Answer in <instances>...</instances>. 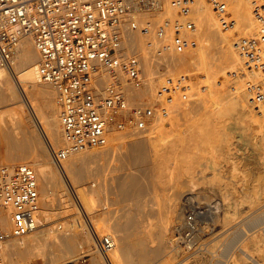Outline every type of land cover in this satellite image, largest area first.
<instances>
[{"label": "built area", "instance_id": "1", "mask_svg": "<svg viewBox=\"0 0 264 264\" xmlns=\"http://www.w3.org/2000/svg\"><path fill=\"white\" fill-rule=\"evenodd\" d=\"M171 3L183 17H164L155 22L153 19L165 10L164 0H0V68L14 73L21 42L32 37L39 53L37 80L53 86L60 105L65 142L55 148L47 141L52 158L62 169L68 194L77 209L73 219L89 230L97 251L106 258L115 248V241L96 228L93 214L63 165L86 146L107 145L114 132L148 133L154 120L174 103L188 82L186 74L158 85L154 95L129 98L127 86L144 90L146 78L141 57L127 51L124 45L127 24L133 31L155 36L157 45L149 46L157 55L195 48L196 23L190 17L194 0ZM209 3L222 27H231L234 20L227 14L228 0ZM252 5L256 33L239 41L237 49L249 73L244 81L249 102L259 109L264 107V0H253ZM144 12L150 16L141 23L138 17ZM256 70L261 73L259 78L253 75ZM20 91L25 97L21 83ZM41 210L36 170L26 163L0 165V213L10 220L9 228L0 221V264H4V243L35 232ZM199 214V207L191 210L180 227L177 244L188 250L199 246ZM89 257L85 255L68 264H84Z\"/></svg>", "mask_w": 264, "mask_h": 264}, {"label": "bare ground", "instance_id": "2", "mask_svg": "<svg viewBox=\"0 0 264 264\" xmlns=\"http://www.w3.org/2000/svg\"><path fill=\"white\" fill-rule=\"evenodd\" d=\"M206 1L210 10V13H208L209 17L210 18L212 17L211 19H215L217 17V20L220 23L219 17L213 11L209 3V0ZM229 1L230 0H228V2ZM252 1L253 0H231V2H229L231 3V7L229 11L231 16L230 18L234 20V23L232 25V28L229 27L225 29L224 27H222L223 29L220 31L223 35H227V33L232 32V30L235 29L239 24H242L246 20L250 19L249 9L251 6H253ZM164 5H165L164 7L165 10L163 13L170 14L171 16L179 15L178 10L172 6L171 0H164ZM200 5L201 4H199L198 0H195V4L191 6L190 11L197 12V10H199L202 7ZM163 13H160L158 15L159 18L155 19V22H158L162 19L161 14ZM148 15H149L148 13L144 12L143 14H141V16L138 17V20L142 23L145 20H147ZM192 18L196 22L195 33H198L199 30L202 29V27L200 26L199 20L195 19L196 17H192ZM219 25L222 26L221 24ZM208 38L210 37L203 35L204 40L205 39L207 40ZM150 43L157 45L155 36L143 34L141 31H133L126 24L125 41H124L125 48L127 49V51H131L133 53H134L133 50L135 51L137 50V53L142 60V71L146 78V86L144 90H136L131 85L127 86L128 87L127 93L131 100L136 99V97H140L142 94H144L142 93L143 91H147L146 93L152 92L153 80L157 78L158 74L159 75L161 74L160 77H162L163 80L162 75H166V73H171L172 71L171 68L176 60L175 58L176 50L167 52L163 55H157L154 51V48L149 46ZM200 50L205 52V54L201 55L200 57H197L199 58L200 63L202 64L208 63L206 61V58L208 57V54L206 53H208V51L204 49V45L200 47ZM181 61L183 60L181 59ZM38 62H39V53L34 46L33 39L32 37H26L21 42V45L19 47L14 73L9 71L8 69L0 68V144L3 150L2 154L0 155L1 157L0 162L6 164L5 166H9V167L16 166L17 164H19V162L21 163L25 162L26 164L31 165L38 174L39 182L41 183L40 193L42 198L41 222L39 228L34 233H31L20 239H14V242H12L13 240H10L4 243L3 252H2L4 264H17L19 259L22 258H29L32 260L47 259L46 261L47 264H51L52 262H53L52 264L54 263L67 264L70 262H74L78 258L85 255L92 256L90 258V264H102V263L150 264V261L156 257L163 255L164 256L170 255V257L166 259V261H168L166 263L168 264L170 262L171 264L172 260H175L177 255L174 256L173 254L171 256L170 252L172 249L170 250L168 249L170 247L169 245H171L170 244L171 239L169 237H168L169 239H167V236L169 233L168 230L170 226L172 213H176L180 211L181 208L180 203L178 201L175 200L168 203L164 208H161L159 211L160 213L157 221L158 226H156L157 230L154 231V235L157 237L155 241L158 240L157 245H154L152 247L149 246V240L146 237H140L139 239L136 240L135 244H132L130 242V237L139 231V228L137 226L138 221H140L139 213L141 212V210H143L142 208H144L143 204L145 203L143 200L146 199V198L144 199V197L150 194L149 193L151 188L149 182L150 171L148 166L149 161L151 159V155L149 154L150 149L154 148L157 151L163 150L166 153V156L171 157L173 155L172 154L173 152L178 153L177 150H179L178 149L180 145L179 142L184 141L183 140L184 138L182 139L181 137L183 135L180 136L179 134H174L172 132L165 133L160 129V127H158V124H160L162 121L163 114H161L154 120L153 127L150 129L147 135H145V133L136 130L129 132L128 134H121L117 132L111 134L110 142L117 139L120 135L124 137H126L127 135L129 136L135 135V136L131 138L129 145L130 148L124 151V152H128L129 150V153L126 155V160L122 157V159L130 165L129 167H131L132 171L130 170V173L123 176L118 184L119 196L121 197V199L128 201L129 204L122 209L111 212L110 216L100 214L101 218L100 217L96 218V216L93 215L94 218L93 220L96 228L100 232H103V229L105 230L108 229V232L107 230L104 232L110 234L113 237L116 244L115 248L110 252L109 258L102 256L96 249V243L93 235L89 232V230H87L86 227L80 224L77 225L76 220H73L74 221L73 224L71 225L68 224L65 230L63 231L61 230L62 232H60L59 230L57 231V228L60 229V227H63L62 225L61 226L59 225L57 228L55 224H54L55 226H53V224L49 225L50 222H54L57 219L60 220L64 216H67L65 214L67 213L69 206L74 205V203H72L70 201L71 200L70 197L67 196L68 195V192L66 190L67 184L62 169L57 164H55L57 167L53 166L52 164L55 162L51 156V150L47 141H50V143L55 148H59L58 146L60 145V143L62 144L65 142V136L59 120L60 105L56 97L55 89L52 87L51 84L46 82L41 83L44 84V86H38L40 84V82H38L36 77V67L38 65ZM232 64L233 62L231 63V65ZM229 65L230 64H228V66ZM162 68L166 69L164 70L166 72H162L163 71ZM232 70H230L225 76L227 80L229 76L233 74ZM203 71L206 70L204 69ZM253 73H254L253 75L257 76L258 78L261 76V73L257 70ZM203 77L206 79L207 76L206 77L203 76ZM242 77L243 75L240 76V80L242 79ZM104 78H105V74H104ZM156 80H159V76L158 79ZM20 83L24 90V94H25V90L28 87H31L29 91L27 90L28 95H25L27 103L30 104L31 109L28 106L26 108V106H22L23 104L19 103L20 101L18 98H20V94H22V92L20 91ZM36 83L39 84L37 85ZM239 84L241 85L245 84L243 82V79ZM156 85L157 84H155V87ZM236 87L238 88V86ZM242 90L241 89L238 90L241 92H238L236 90H235L236 92L233 91L234 97H233V101L230 104H232L233 106L235 105L236 107L235 112L236 111L239 112L242 118L246 119L247 117L248 122L252 123L256 121L259 115H264V107H260L258 112H254V110L251 108L248 99L249 95L246 89L244 91ZM25 98H23L22 100H25ZM213 108H215V106L209 108L210 111L208 112L209 114H207L208 117H206L207 116L206 115L204 117L205 119L203 118V121L201 120V122L198 120L200 123L196 122L198 123L196 126L194 124L195 122L193 121L194 122V123L192 122L193 125L190 126L191 129L188 130L190 132V134L188 132L189 138L192 140L191 142H193L194 144L189 141L188 145H190L191 143V147L190 146L187 147L185 146V147L186 150L187 149L192 150L191 148H193L192 151H189L192 154V162L188 166H183V164H181L182 172L179 169H177L180 172L178 173L177 176L178 178H182L183 175H186V177L189 179L188 182H191V185H195V183L199 181L197 179L201 177V175H199V173L201 172L199 169L200 163L198 164V158L204 156L205 154L203 153V151L205 150L204 148H207L206 150L211 152L212 149L209 148H212L213 146L210 147L209 145H212V143L216 140L215 133L218 130V127L215 128L217 124H215L216 122L215 123L213 122L212 124V120L214 118L213 115H215L216 112L218 113L219 110L216 109V112L213 113V111H215V109ZM35 110H38L41 113L40 123L42 124V129L44 132L43 134H45L46 137L45 140L46 144H44V142L41 140L40 135L36 134V132L34 133L33 129L31 131V129H29L28 127L29 126L28 122L30 120V115H28V111L30 113L31 111H33L34 113ZM218 116H215V118ZM218 118L216 119L219 120ZM219 124L220 123H218V126ZM41 136L43 135L41 134ZM110 142H109V146L105 145L98 149L94 147H100V146H90V147L86 146L82 148L79 152L72 155L67 161H65L63 165V169L67 173L69 180L76 188L84 205L87 207V209L90 212L95 211L94 209V205L96 204L95 201L98 195H100V193H102V191H104L105 188L101 183L99 184V186H97L98 188H95L96 186L92 187L91 184H89V186L86 187L83 185L84 183L82 182L86 174L89 173L88 164L90 161L107 154H116V152L117 153L120 152V149L118 151V147L116 146L112 147V145L110 146ZM186 142L185 143L181 142V143L182 144L184 143L183 145H186ZM192 144L194 145V147H192L193 146ZM188 147H190V149ZM181 148L183 147L180 146V149ZM186 150L182 149L181 151L187 152ZM121 155H123V153H121ZM118 156L121 157L120 153ZM178 157L179 156L177 155L174 156V158H178ZM180 159H181L180 163L183 162L185 165L187 160L185 159L184 162L183 157H180L179 161ZM171 161L172 160L169 161L167 160L162 163H159V166H161L162 168L166 167L167 169L169 168ZM175 167L176 166H174V168ZM197 167H199L198 168L199 170L196 169ZM197 170L199 172H197ZM201 171L203 172L202 169ZM181 180L183 181V179ZM191 190L188 191L190 192ZM106 192H107V188H106ZM191 193L192 192L188 193L182 189L176 190V194L182 195L183 198L187 195L189 196V194ZM225 213L223 211L224 215ZM228 215L225 218L227 220V222L225 221L226 223H228L230 221L229 219L232 218L231 215L230 216ZM205 216H206L205 219L209 218L208 217L209 214ZM210 218L214 219L213 217ZM210 218L209 220H211ZM209 220L207 221V224L209 223ZM259 220L260 219H258V221ZM0 221L4 227L9 228L10 220L8 215L4 213H0ZM208 225L205 226L207 227ZM245 228L246 227L244 226L243 228H241L242 230L240 229L241 233H239V235H241L242 238L246 235L247 237H245V239L248 238L247 240H250L249 241L250 245L252 243V246L250 248L248 247V249H252L253 247L255 251H253L252 249L251 251H253L254 253H251V251H249L247 247H245L246 244L249 246L248 241L245 245L241 246L242 247L241 250L245 251V254L249 256L247 258L251 257L250 260L254 261V264H264V238H263L264 235L262 236L261 234H257L258 233L257 230L252 231L251 233L249 232L251 229L248 231ZM77 229H79L80 231ZM243 243L245 242L243 241L241 244ZM85 244L88 245L90 248L86 249ZM89 250L92 254L97 253L98 255L99 253L101 257L99 258L98 256H96V254L91 255V253H89ZM53 253H57V257L52 258ZM174 253H178V252H174ZM196 256H198V254ZM196 256L193 261H195ZM102 258L103 260H101ZM181 260H179L180 263ZM235 262L238 263V259L237 261L234 260L233 263ZM185 263L187 262H183V264ZM188 263L190 262L188 261ZM243 263L242 262L240 263L239 261V264H243Z\"/></svg>", "mask_w": 264, "mask_h": 264}, {"label": "rangeland", "instance_id": "3", "mask_svg": "<svg viewBox=\"0 0 264 264\" xmlns=\"http://www.w3.org/2000/svg\"><path fill=\"white\" fill-rule=\"evenodd\" d=\"M198 2L199 4H201L200 6L202 7L197 10V12L190 11V17H196L195 19L199 20L200 26L202 27V29L199 30L198 33H195V36L198 40V45L193 49L175 51L176 60L171 68V73H166V75H162L163 80L162 77H160L161 74H158L157 78H155L158 79L159 76V80H156L154 78L155 80H153L152 83L153 93H146L147 91H143L142 93L144 94L140 96L146 97L154 95L158 83L159 85H164L165 83H167L168 80L174 79L179 75H188V82L185 84L184 88H182L181 92L176 97L174 103L170 106L169 110L163 114L161 123L158 124V127H160L163 132H172L174 134H179L180 136L183 135L181 137L182 139L184 138V141L181 142L185 143L187 140L188 141L186 142V145H183L184 143L182 144L181 142H179L180 145L179 148H177L180 151L177 150L178 153L173 152V155L171 157L166 156V153L163 150L157 151L154 148L150 149L149 154L151 155V159L148 165L150 171V194L144 197V199L146 198L145 200H143L145 203L143 204L144 208H142L143 210H141V212L139 213L140 221H138L137 223L139 233L136 232L134 235H132L130 237V242L132 244H135L136 240L140 237H146L149 240V246L152 247L154 245H157L158 240L155 241L157 237L154 235V231L157 230L156 226H158L157 221L159 218V211L161 208H164L168 203L176 200L180 203L181 208L180 211L172 213L168 230L169 233L167 236V239H171V245H169L170 247L168 248L169 250H173H171L172 253L170 252L171 256L173 254L174 256H178H176V259L178 260H172L173 264L175 262L178 263L181 259L184 260H181V263L179 262L178 264H183V262L188 263V261L190 262L188 264H235L236 262H233L234 260L237 261V259L238 263L236 264H239V261L240 263H243V260V264H254V261L250 260L251 257L247 258L249 256L245 254V251L241 250V246L245 245L247 241L249 244L250 240H247L248 238L245 239V237H247L246 235L242 238L239 233H241L240 229L245 226V229H247L248 231L251 229L249 231L251 233L252 231L257 230V234H261L262 236L264 235V115H259L256 121L250 123L248 122L247 117L246 119L242 118L239 112H235V105L233 106L232 104H230L233 101L234 92L238 91L239 89H243L242 91L245 90V84L241 85L239 83H241L242 79L244 82L245 76L248 77L249 73L246 72L244 68V61L238 52L237 43L243 39L251 37L256 33L257 25L254 16V10L253 6H251L249 9L250 19L246 20L242 24H239L235 29L232 30V32L227 33V35H223L220 31L223 28L219 25L221 23L218 22L217 17L215 16V19H211L212 17L210 18L208 15V13H210V10L207 5V1L198 0ZM229 2H231V0ZM194 4L195 0L193 5ZM230 7L231 3H229V10L227 11L229 17H231L229 13ZM161 17L179 18L183 17V15L179 13V15L171 16L170 14L163 13L161 14ZM158 18L159 16L154 18V21ZM203 35L208 36L210 38H208L207 40L205 39V41L203 39ZM203 45L204 49L208 51V53H206L208 54V57L206 58V61L208 63L206 64L200 63L199 58H197L205 54L204 51L200 50V47ZM133 51L134 53H137V50ZM181 59L183 61H181ZM232 62L234 65H231ZM228 64L230 65L228 66ZM204 69L206 71H203ZM162 70V72H166L164 71L166 69L162 68ZM230 70H232L233 74L229 76L227 80L225 76ZM234 72L236 75L234 74ZM241 75H243L244 78L242 77V79L240 80ZM203 76H207L206 79ZM36 84L38 85L39 83ZM155 84H157L156 87ZM38 86H44V84L40 83ZM236 86H238L239 89ZM30 88L31 87H28L25 90L24 95H28L27 90L29 91ZM23 98L25 97L20 94V98H18L20 101L19 103L23 104L22 106H26V108L28 106L31 109L30 104L27 103L26 98V101L22 100ZM210 106H215V108H213L215 109V111L211 109L213 113L216 112V109H218L220 112V114L219 112H216L215 115H213L214 118L212 120V124L213 122H216L215 124H217L215 128L218 127V130L215 133L216 140L212 143V145H209L210 147L213 146L212 148L208 147L209 149H212L211 152L207 151V148H204L207 152L203 149L205 151H203V153H205L204 156L198 158V164L200 163V168H196L200 169L201 173H199V175H201V177L197 179L199 181H197L195 185H191V182H188L189 179L186 177V175H183L182 178H178L177 175L178 173H180L179 170H182L181 164H183V166H188L192 162V154L189 151H192L193 148H191L192 150H186V147H191V143H193L191 142L192 140L189 138L190 132L188 130L191 129L190 126H192L194 122L196 126L198 124L196 122H201V120L203 121V118L207 114H209V108H212ZM251 108L254 110V112H258L260 109H257L252 105ZM35 112L33 113V111H31L30 113L28 111V115H30V123L28 122V127L29 129H31V131L33 129L34 133L36 132V134L40 135L41 140L44 142V144H46V137L45 134H43L44 132L42 129V124L40 123L41 113L38 110H35ZM215 116H218L219 118H216H218L219 120H217ZM206 117H208V115ZM218 123H220L219 126ZM148 133H145V135H147ZM41 134L43 136H41ZM128 136L129 135L124 137L120 135L117 139L110 142V146L112 145V147H118V151L120 149L119 153L121 157H119V153L116 152V154H107L95 158L88 164L89 173L86 174V176L84 177V180L82 182L84 183L83 185L87 187L89 186V184H91L92 187L96 186L95 188H98L97 186H99V184L101 183L105 188V190L102 191L100 195H98L95 201V211L91 212L93 215L96 216V218H101L100 214L110 216L111 212L122 209L129 204L128 201L121 199L118 193V184L121 178L130 173V170L132 171L131 167H129L130 165L122 159L123 157L126 160V155L129 153V150L128 152L124 151L130 148L129 145L131 138H133V136L135 135H130L131 137ZM189 141L191 142L190 145H188ZM61 145H63V143H60L58 147H60ZM107 145L109 146V143ZM180 146L183 148L180 149ZM101 147L102 146L94 148L98 149ZM190 147L188 148L190 149ZM192 147H194V145ZM182 149L186 150L188 153L185 151H181ZM2 151V146L0 144V155L2 154ZM121 153H123V155H121ZM176 155L179 157L174 158V156ZM180 157L184 158V162L185 159L187 160L185 165L183 162L180 163ZM167 160H172L170 162L169 168L166 169V167L162 168L161 166H159V163H162ZM178 163L179 166L181 165L180 167L178 166ZM19 164H21V162H19ZM52 164L53 166H56L55 163ZM0 165L6 164L0 162ZM173 165L176 167L174 168ZM201 169L203 170V172L201 171ZM198 170L197 172H199ZM181 179H183V181ZM178 189L185 190L188 193L192 192L191 194H189V196L187 195L189 198L192 199H189L187 196L183 198V196L180 194L177 195L176 190ZM188 190L191 191L189 192ZM67 196H69V194ZM196 207H199V211L201 212V214L197 216V220L200 224L198 235L199 246L194 250H188L186 247H184V245H178L177 240L179 237L180 227L182 225L184 217ZM76 211L77 209L75 208V206L70 205L67 213L65 214L67 216H64L60 220L57 219L54 222H50L49 225H56V228L59 225H62L63 228H57V231L59 230L60 232H62L67 228L68 224H71L72 220H76L73 219L75 217ZM223 211L224 213L226 211L225 215L228 213L229 215H227H231L232 217L229 219L230 221L228 220V223H226L227 220L225 219L227 215L225 216L223 214ZM207 214H209V218L213 217L214 219H205V215ZM258 219L260 220L258 221ZM208 220L209 225L207 224ZM205 225L208 226L206 227ZM106 230L108 232V229ZM106 230L103 229V232ZM243 241L245 243L241 244ZM12 242H14V240ZM246 245L245 247H247L248 249V247L250 248L252 246V243L251 245L249 244V246ZM87 246L88 245H86L85 247L86 249L90 248L89 246ZM252 249L248 250L251 251ZM253 251L255 250L253 249ZM253 251H251V253H254ZM89 253H91L90 250ZM95 254L99 258L101 257L99 253L98 255L97 253H91V255ZM197 254L198 256H196ZM195 256L196 259L195 261H193ZM53 257H57V253H53L52 258ZM91 257L92 256H90L88 261L84 264H90ZM169 257L170 255L156 257L150 261V264H167L166 262L168 261H166V259ZM101 260H103V258ZM46 261L47 259L32 260L29 258H22L19 259L17 264H47ZM168 264H170V262Z\"/></svg>", "mask_w": 264, "mask_h": 264}]
</instances>
